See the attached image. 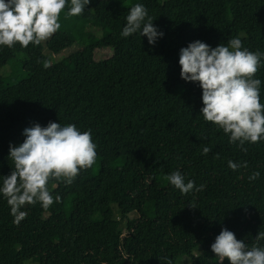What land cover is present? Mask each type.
<instances>
[{
	"label": "trees",
	"instance_id": "trees-1",
	"mask_svg": "<svg viewBox=\"0 0 264 264\" xmlns=\"http://www.w3.org/2000/svg\"><path fill=\"white\" fill-rule=\"evenodd\" d=\"M136 4L163 33L154 45L140 31L121 36ZM82 14L86 22L60 19L52 35L78 50L44 69L32 55L41 43L0 45V72L10 69L0 74V187L13 168L9 146L27 127L74 124L96 144V162L71 184L49 181L60 202L26 204L18 224L0 193V264H218L210 246L224 228L264 247L255 238L264 232V139L241 146L205 121L202 90L181 79L178 63L191 42L240 38L262 54L254 78L264 103V0H90ZM175 171L192 191L167 180Z\"/></svg>",
	"mask_w": 264,
	"mask_h": 264
},
{
	"label": "clouds",
	"instance_id": "clouds-1",
	"mask_svg": "<svg viewBox=\"0 0 264 264\" xmlns=\"http://www.w3.org/2000/svg\"><path fill=\"white\" fill-rule=\"evenodd\" d=\"M89 3L90 0H70L68 15H81ZM67 4L68 0H0V45L9 48L17 43L21 47L30 43L39 45L60 29V14ZM153 20L142 4H136L126 17L121 36L129 37L140 31L154 45L163 33L153 25ZM261 55L243 47L240 38L231 39L228 46L219 44L215 48L197 40L179 51L181 79L198 82L202 90L200 113L204 120L230 134V142L239 141L241 146L246 141L257 143L264 139L261 80L254 78L261 65ZM22 134L23 143L9 146L13 168L0 187L17 224L28 214L21 210L26 204L39 202L47 209L54 202H60L59 195L53 198L49 192L50 180L71 184L81 169L90 168L96 162V144L90 130L80 131L74 124L61 126L49 122L44 127L38 123L27 127ZM210 150L204 147L203 154ZM228 166L237 170L241 166L247 168V163L241 165L230 160ZM258 177L259 172H253L249 180ZM167 180L182 194L195 187L194 181L185 183L179 171L172 172ZM255 238L264 239V232H258ZM210 248L218 264L225 260L229 264H264V247L253 244L249 249L226 228L221 229Z\"/></svg>",
	"mask_w": 264,
	"mask_h": 264
},
{
	"label": "rangeland",
	"instance_id": "rangeland-1",
	"mask_svg": "<svg viewBox=\"0 0 264 264\" xmlns=\"http://www.w3.org/2000/svg\"><path fill=\"white\" fill-rule=\"evenodd\" d=\"M100 5L103 8H106V5L103 2H100ZM70 6H71L70 2H68L65 9L60 14V19H63L64 21L68 22L70 25H80L88 20V18L83 14L79 16L68 15ZM117 11L120 15L126 14L125 9L123 8H119ZM76 50H78L77 46H72L71 48H64L55 38L51 36L47 40L42 41L41 47L37 49L36 51H34L32 55H33V59H34L36 67L41 70L45 68V64L48 65L47 58H49L50 60H53L61 56H67ZM9 72H10V69L5 68L0 72V74L3 77H6V75H8ZM178 264H189V260L186 259L185 257H180L178 260Z\"/></svg>",
	"mask_w": 264,
	"mask_h": 264
}]
</instances>
